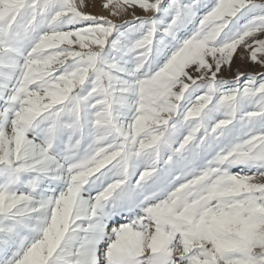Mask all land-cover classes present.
Here are the masks:
<instances>
[{
  "label": "snow or ice",
  "instance_id": "6c2138e0",
  "mask_svg": "<svg viewBox=\"0 0 264 264\" xmlns=\"http://www.w3.org/2000/svg\"><path fill=\"white\" fill-rule=\"evenodd\" d=\"M94 2L0 0V264H264V0Z\"/></svg>",
  "mask_w": 264,
  "mask_h": 264
},
{
  "label": "rangeland",
  "instance_id": "374dc122",
  "mask_svg": "<svg viewBox=\"0 0 264 264\" xmlns=\"http://www.w3.org/2000/svg\"><path fill=\"white\" fill-rule=\"evenodd\" d=\"M101 3H102V0H95L94 5L93 6H90L87 9V11H89V12H91L93 14H97V15L108 16V12L107 11H104L101 8ZM117 22H119V21H117ZM236 66H241L246 71H252V72L259 71V68L258 67H252V66L248 65L246 62L244 64H241V61H240L239 57H237L235 59V62H234L233 67L235 68ZM231 75H232V73L225 72V76L226 77H230Z\"/></svg>",
  "mask_w": 264,
  "mask_h": 264
}]
</instances>
